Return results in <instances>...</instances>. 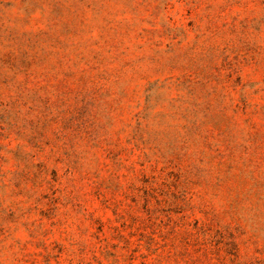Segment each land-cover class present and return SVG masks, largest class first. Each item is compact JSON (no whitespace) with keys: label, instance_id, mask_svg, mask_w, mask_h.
Returning a JSON list of instances; mask_svg holds the SVG:
<instances>
[{"label":"rangeland","instance_id":"obj_1","mask_svg":"<svg viewBox=\"0 0 264 264\" xmlns=\"http://www.w3.org/2000/svg\"><path fill=\"white\" fill-rule=\"evenodd\" d=\"M0 264H264V0H0Z\"/></svg>","mask_w":264,"mask_h":264}]
</instances>
